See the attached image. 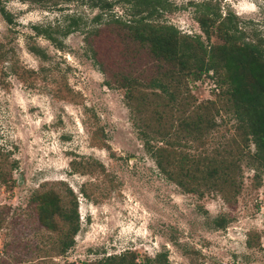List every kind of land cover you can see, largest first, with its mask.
Segmentation results:
<instances>
[{
	"label": "rangeland",
	"instance_id": "374dc122",
	"mask_svg": "<svg viewBox=\"0 0 264 264\" xmlns=\"http://www.w3.org/2000/svg\"><path fill=\"white\" fill-rule=\"evenodd\" d=\"M88 1L0 0L11 17L9 24L0 17V264H101L121 256L106 264H264V167L225 86L208 73L181 79L177 103L140 87L127 101L119 75L101 74L85 44L99 38L87 34L99 25L90 22L99 11ZM105 1L116 2L109 13L124 16L122 3ZM163 1L151 20L199 36L206 47L222 40L215 33L206 40L196 19L206 11L208 18L234 15L241 41L258 46L264 60L261 0ZM72 16L78 28L63 36ZM33 27L48 29L53 41ZM123 32L106 34L126 48ZM129 48L136 56L128 73L142 82L160 75L145 48ZM107 52L96 59L116 67L122 56ZM162 114H170V129L157 123ZM185 114L200 115L198 130L180 131ZM68 189L78 231L58 254L57 208H69Z\"/></svg>",
	"mask_w": 264,
	"mask_h": 264
},
{
	"label": "trees",
	"instance_id": "16d2710c",
	"mask_svg": "<svg viewBox=\"0 0 264 264\" xmlns=\"http://www.w3.org/2000/svg\"><path fill=\"white\" fill-rule=\"evenodd\" d=\"M125 6L124 16H115L109 13L111 5L115 1L106 2L105 0H89L90 7H97L99 11L91 18V24H98L89 29L87 34L99 36L96 42H88L85 38V44L89 46L92 53L93 63L99 67L98 71L107 77L110 73L117 76V85L124 89L125 99H129V91L134 87L154 89L161 93L168 102L177 103L179 95L180 80L189 78L192 82L198 81L203 74L210 73L219 86H225L224 94L231 99L232 113L239 125H241L250 143L254 148V157L257 162L264 167V60L263 53L258 46L241 41L242 32L238 30L236 18L228 13L221 17L220 14L211 12L210 18L207 17V11L204 16L197 18L196 23L206 40L211 33H215L222 43L218 46L210 44L204 46L199 36H184L169 25H159L151 19L158 16L164 8L163 0H116ZM264 5V0H261ZM82 2V0H80ZM207 9V8H206ZM107 11L109 15H105ZM105 16V17H103ZM0 17L9 24L10 15L3 9H0ZM63 36L74 32L78 28L77 17L67 18ZM110 28L117 31L123 30L120 37L123 39L124 48L118 38H111L106 34ZM37 35H42L46 40L52 42L53 38L49 35L48 29L40 30L37 27L32 28ZM131 42L146 49L149 57L160 65V75L150 76L142 82L139 78L132 76L127 72L128 64L135 54H131L132 49L126 50ZM97 43V44H96ZM91 44H93L91 46ZM114 52L122 56L121 61L116 67L104 66V62L96 57L104 51ZM31 53L37 54V50L30 48ZM102 55V54H100ZM256 76V77H255ZM164 77V80L161 79ZM255 77V78H253ZM259 78V79H258ZM114 84V82H112ZM113 85L106 82V85ZM129 111L138 113L126 104ZM132 114V120L138 118ZM171 118L170 114H162L157 118L158 124H171L167 120ZM202 118L200 115L189 116L185 114L184 118L178 120L180 131L198 130L197 125ZM170 129V126H169ZM160 136V135H159ZM142 138H147L144 132H141ZM159 166V164L157 163ZM214 175V170L208 173V177ZM70 196L69 208H57V213L64 225L57 240L58 254H63L73 245V237L78 231V220L76 213V201L71 191L67 190ZM35 202V200H31ZM36 203V202H35ZM41 207V206H40ZM38 204L34 205L38 224L46 231L50 230L49 223L46 222L40 213ZM123 256L116 259L109 257L101 264L108 262L122 261ZM127 264L133 263L130 258Z\"/></svg>",
	"mask_w": 264,
	"mask_h": 264
}]
</instances>
